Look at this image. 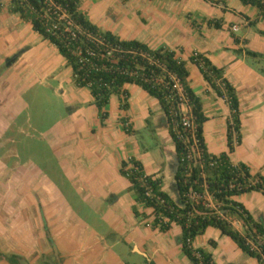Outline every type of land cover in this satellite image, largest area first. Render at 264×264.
<instances>
[{
	"label": "crops",
	"instance_id": "crops-1",
	"mask_svg": "<svg viewBox=\"0 0 264 264\" xmlns=\"http://www.w3.org/2000/svg\"><path fill=\"white\" fill-rule=\"evenodd\" d=\"M78 9L122 40L175 51L202 102L206 150L216 156L229 152L231 108L191 56L204 54L223 68L239 97L242 134L229 159L264 175V15L257 6L241 0H78ZM122 89L127 99L113 93L102 118L58 47L12 11L11 0H0V264H11L13 255L19 264H193L182 250V228L152 226L153 208L137 202L121 172L122 163L135 158L179 200V159L159 99L136 83ZM44 90L62 109L52 123L34 124L32 106L43 105ZM15 140L44 141L57 160L58 178L22 160ZM234 199L264 221L261 191ZM229 216L244 232L243 220ZM192 244L211 252L217 264H259L216 227Z\"/></svg>",
	"mask_w": 264,
	"mask_h": 264
},
{
	"label": "trees",
	"instance_id": "trees-1",
	"mask_svg": "<svg viewBox=\"0 0 264 264\" xmlns=\"http://www.w3.org/2000/svg\"><path fill=\"white\" fill-rule=\"evenodd\" d=\"M45 1L11 0V9L19 13L22 18L29 19L36 31L58 47L61 54L72 65L77 83L91 90L102 118L107 115L104 108L113 93H121L127 99L128 93L122 89L125 83L141 85L160 101L170 125L179 159L175 176L179 200H174L162 189L163 180L161 177L145 174L142 163L135 158L123 162L121 168V172L132 182L137 202L154 207L153 226L158 227L161 231H167L174 223L179 225L182 228V250L193 264H217L211 252L204 248H195L192 244L194 239L203 234L209 226L218 228L222 234L231 237L243 252L257 259L259 264H264V221H256L246 207L234 199L236 195L253 190L261 191L264 194V175L253 174L247 164H233L229 159V153L233 152L236 145L241 143L242 134L239 97L235 87L225 76L224 69L214 65L204 54L195 53L191 56V61L198 65L204 78L217 95L225 98L231 108V120L228 125L229 152L216 156L209 154L206 150L203 138V123L206 116L202 110V102L188 84L189 71L185 62L176 57L174 50L170 48L151 49L147 44L138 40H122L112 32L102 31L93 24L88 16L78 9V0H54L55 3L66 8L74 22L82 27L83 33L72 38L68 33L61 32V29H50L51 22L44 17ZM241 1L244 4L257 6L264 15V0ZM214 26L219 28L221 24L215 22ZM93 35L123 49L117 63L110 62L104 56L105 52L100 50L102 45L93 39ZM77 46L82 47L81 54L84 56L87 48L94 49L99 56L89 57L92 62L82 64L81 56H77L74 52ZM250 53L256 55V53ZM147 55L182 80L189 102L192 104V112L196 117L198 134L205 154L203 166L193 167L189 176L187 175L188 163L182 160L185 147L174 128V119L177 117L174 118L171 114V108H176L177 104L175 100L169 98L170 88L153 80V77L162 71L157 63H151L148 60ZM92 64L105 65L106 67L96 69ZM136 64L141 67L136 68ZM127 105V100H125L122 107L125 108ZM214 161L216 162L211 165V162ZM190 187L200 195L205 191L210 193L221 204L222 215L207 208L202 199L199 202L192 201L188 197ZM148 189L152 191L151 196L146 194ZM134 212L138 213L136 208H134ZM160 214L167 220L161 218ZM227 215H236L241 218L245 224V231L237 230L232 221L226 217ZM210 243L216 245L215 241ZM8 259L11 264H19V258L16 255L8 256Z\"/></svg>",
	"mask_w": 264,
	"mask_h": 264
},
{
	"label": "built area",
	"instance_id": "built-area-1",
	"mask_svg": "<svg viewBox=\"0 0 264 264\" xmlns=\"http://www.w3.org/2000/svg\"><path fill=\"white\" fill-rule=\"evenodd\" d=\"M46 6L44 8V17L51 22L50 29L51 30H60L61 32H66L72 38H76L78 34H82L83 30L80 25H77L71 14L68 12L66 8H64L62 5L57 4L54 2V0H46L45 1ZM234 30H237L238 28L236 26L233 27ZM93 39L97 40L102 47H100V50H103L105 52L104 56L110 60L112 63H117L119 59V54L123 53V49L120 48L117 45L111 44L109 42H106L103 38H99L97 36L93 35ZM75 54L77 56H81L80 62L82 64L91 63L89 57H95L99 56L98 52L94 49L87 48L86 49V55H82V47L77 46L75 49ZM132 53H136L135 51H130ZM148 60H150L151 63H157L156 60H154L151 56L147 55ZM159 67H161L162 73L156 75L153 77V80H155L158 83L164 84L165 86L169 87L171 90V95L169 98L171 100H175L176 102V108H171V114L176 119H174V128L175 132L177 133L179 139L183 142L185 151L182 156V160L188 163V176L191 173V169L195 166H203V158H204V148L202 145V142L199 138L198 134V124L196 122V117L192 112V104L189 102V98L185 92V88L183 85L182 80L176 75L171 72H168L165 68V66L160 65L157 63ZM94 68L100 69L105 68V65H95L92 64ZM141 67L139 64H136V68ZM134 73V72H132ZM182 106H186L187 110H183ZM125 125L128 126V122H125ZM129 127V126H128ZM214 162H211V165H213ZM146 194L148 196L152 195V191L150 189L147 190ZM188 197L194 201L199 202L200 199L203 200L204 205L214 210L216 213L221 214L220 211V203L217 202L213 196L208 193L207 191L204 192V194L200 195L197 191H195L192 187L189 188ZM153 208L154 218H155V210ZM161 218L165 219L162 214H160ZM229 220L233 222V219L231 216H226ZM167 220V218L165 219ZM153 226V224H152Z\"/></svg>",
	"mask_w": 264,
	"mask_h": 264
},
{
	"label": "rangeland",
	"instance_id": "rangeland-1",
	"mask_svg": "<svg viewBox=\"0 0 264 264\" xmlns=\"http://www.w3.org/2000/svg\"><path fill=\"white\" fill-rule=\"evenodd\" d=\"M37 90L39 89L35 87L32 93ZM41 96L44 100V103L41 107L36 104L32 106L31 121L35 124L42 119V121L44 120L45 123L50 124L57 118L58 110L62 109V104L61 102H56L55 98L50 94H45V90L44 95L42 92ZM35 99L36 97L34 98V101ZM40 99L41 97L38 100ZM14 147L21 153L22 160L30 158L33 163L41 166L44 171L51 175L54 179L58 178L59 166L57 160L53 156L49 146H47L44 141L15 140Z\"/></svg>",
	"mask_w": 264,
	"mask_h": 264
}]
</instances>
